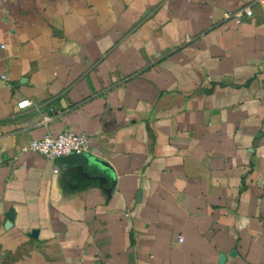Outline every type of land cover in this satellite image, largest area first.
I'll list each match as a JSON object with an SVG mask.
<instances>
[{"label": "crops", "instance_id": "0c3cea01", "mask_svg": "<svg viewBox=\"0 0 264 264\" xmlns=\"http://www.w3.org/2000/svg\"><path fill=\"white\" fill-rule=\"evenodd\" d=\"M0 147V264H264V0H0Z\"/></svg>", "mask_w": 264, "mask_h": 264}, {"label": "built area", "instance_id": "2783aa9c", "mask_svg": "<svg viewBox=\"0 0 264 264\" xmlns=\"http://www.w3.org/2000/svg\"><path fill=\"white\" fill-rule=\"evenodd\" d=\"M253 15L254 12L251 7H246L232 13L226 12L224 14L225 18H235L237 24H239L243 18H251ZM2 79H5V76H3ZM30 106L31 102L29 100H22L17 104L19 110L26 109ZM89 149L90 139L87 135L65 131L58 135H47L42 139L32 141L21 148V154H38L49 160L56 161L70 155L86 154L89 152ZM55 172L58 171L55 170Z\"/></svg>", "mask_w": 264, "mask_h": 264}, {"label": "water", "instance_id": "95a60500", "mask_svg": "<svg viewBox=\"0 0 264 264\" xmlns=\"http://www.w3.org/2000/svg\"><path fill=\"white\" fill-rule=\"evenodd\" d=\"M85 154H82V155H70V156H66V157H62V158H60V159H58V160H56V161H61V160H63V159H66V158H69V157H82V156H84ZM224 258H222V260H223Z\"/></svg>", "mask_w": 264, "mask_h": 264}]
</instances>
